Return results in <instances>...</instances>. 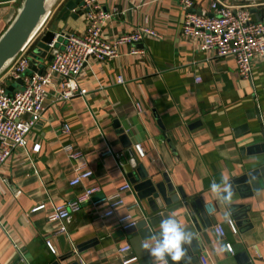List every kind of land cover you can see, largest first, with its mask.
<instances>
[{"label":"crops","instance_id":"0c3cea01","mask_svg":"<svg viewBox=\"0 0 264 264\" xmlns=\"http://www.w3.org/2000/svg\"><path fill=\"white\" fill-rule=\"evenodd\" d=\"M100 1L107 11L119 10L104 26L107 39L145 24L159 36H148L134 44L145 50L144 55L131 53L133 46L127 45L119 56L94 60L86 66L77 80L80 87L87 88L85 96L56 101V85L50 88L43 117L28 135L25 149L2 168L0 264H49L72 250L76 252L73 260L80 264H122L119 248L126 243L132 246L126 255L138 257L132 264H153L151 257L148 260L135 250L116 217L100 216L107 206L104 199L125 182L133 184L131 172L137 176L128 151H134L135 142L145 148L144 158L136 156L150 176L160 181L166 173L177 188L180 200L166 209L198 234L203 250L195 264H202V255L213 264H241L238 256L243 252L252 264H264V176L258 178L257 190L234 183L243 174L264 166V61L255 60L251 77L246 79L238 74L233 58L200 50L197 40L183 35L185 10L179 0ZM211 1L194 0L192 10L211 14ZM11 3L15 4H0V35L15 17ZM55 16L48 20L45 30L55 20L60 30L85 29L83 14L66 21ZM49 62L38 61V68L47 67ZM120 75L125 78L123 83L117 82ZM64 124L70 132L63 131ZM123 135L130 140V147L125 146ZM69 144L81 152L78 159L69 157L65 150ZM108 147L112 153L104 154ZM78 162H85L94 174L72 186ZM221 174L232 181L231 208H249V223L236 225L238 233H233L224 219L227 207L210 191L212 181L219 182ZM92 185H99L101 191L65 221L66 234L56 235L57 224L48 221V214L54 206L74 200ZM124 199L126 206L118 209L117 215L129 211L139 221L154 214L135 189L126 192ZM201 202L214 204V211L208 213L216 220L211 226L200 214ZM40 204L45 208L33 211ZM231 219L236 224L233 215ZM218 224L225 228V239L215 232ZM151 228L156 233L159 224ZM49 239L55 252L47 246ZM225 241L233 243L234 254L226 250Z\"/></svg>","mask_w":264,"mask_h":264},{"label":"built area","instance_id":"2783aa9c","mask_svg":"<svg viewBox=\"0 0 264 264\" xmlns=\"http://www.w3.org/2000/svg\"><path fill=\"white\" fill-rule=\"evenodd\" d=\"M18 1L21 0H0V4ZM64 1L51 10L47 22ZM179 1L185 10L183 35L197 40L200 50L204 52H215L219 57L233 58L237 64L238 74L242 78H250L254 61L257 59L264 61V17L257 19L252 12V9H257L263 14L264 0H234V3L228 0H212L211 14L193 11L194 0ZM81 9L84 10L85 29L78 32L65 27L58 31L50 44L51 49L57 46L58 52L41 73L31 68L30 52L33 42L43 34L47 22L34 41L22 49L11 65L0 74V182L3 166L18 151L25 149L28 135L42 119L51 87L56 85L53 94L56 101H66L77 95L85 96L88 90L80 87L77 80L82 76L86 66L94 60L106 61L119 56L121 48L127 45L133 46L130 48L131 53L144 55L145 50L134 47V44L142 42L148 36H159L154 28L145 24L131 33L107 39L104 35V26L108 19L119 12L118 8L107 11L100 0H82ZM124 81L122 75L118 76V83ZM10 86H13L12 90L9 89ZM63 131L70 132V127L64 124ZM133 148L139 158L145 157L146 151L141 142H135ZM65 150L72 159L81 156V152L72 144L66 145ZM111 153L110 147L104 151V154ZM74 171L75 176L70 181L72 186L89 180L94 174L93 169L87 167L85 162H78ZM100 191L99 185H92L85 188L74 200L54 206L48 214V221L57 224L54 233L66 234L68 229L65 221L81 210L85 200ZM128 191L133 192L134 186L125 182L104 199L107 206L100 214L103 218L116 217L123 230L138 222L129 211L119 215L116 213L118 209L126 206L124 194ZM18 193L20 191H17ZM44 208L45 204H40L33 208V211ZM205 209L212 213L215 209L213 202L206 204ZM230 227L233 233H238V227L232 219ZM215 232L221 239H225L226 231L222 224L216 225ZM47 246L55 252L52 240H47ZM225 248L234 254L232 242L225 241ZM131 251L132 246L129 243L119 248V253L123 256L122 264H132L138 260L135 254L126 255ZM201 261L202 264H213L210 258L203 255ZM169 264H172L170 260Z\"/></svg>","mask_w":264,"mask_h":264},{"label":"water","instance_id":"95a60500","mask_svg":"<svg viewBox=\"0 0 264 264\" xmlns=\"http://www.w3.org/2000/svg\"><path fill=\"white\" fill-rule=\"evenodd\" d=\"M56 2L57 0L53 3H51L50 0L23 1L14 19L11 21L7 29L0 35V74L11 65L22 49L34 41ZM81 6L82 0H65L60 5L58 12H56L55 18L63 21H66L68 17L78 18L84 13ZM252 12L257 19L264 17V13L260 14L257 9H252ZM57 32L58 31L55 29L48 28L33 42L32 50L30 52L32 58L30 65L34 71L41 73L44 68H38V61H51L54 55L58 52L57 46L53 49L50 48V44L56 38ZM19 82H21V80H19ZM9 89L12 90L13 86H10ZM256 115L260 118L258 111H256ZM121 133H124V131L122 130ZM123 137L127 139V141H125V146L130 147V140H128L126 135H123ZM128 151L130 152L131 166L137 172V176H133L134 172H131V182L134 185L138 197L141 200H147L151 211L154 214L139 220L134 226L125 229V232L129 235L135 250L138 252L141 251L139 252V255L150 260L151 258L149 254L145 250H142L141 241L149 238L153 234L151 227L159 224L162 218L169 215L171 210H167L166 207L178 202L180 200V195L175 192L177 188L171 183L166 173L163 174L162 180L156 181L150 176L144 163L140 161L134 151L131 148H129ZM262 175L264 176V166L243 174L236 178L234 183L243 185V188L247 187L245 185H248V187H251L253 190H257L259 188L257 180ZM180 192L182 198H185V194L181 189ZM184 204L188 206L190 202L186 201ZM199 206L201 209L200 214L205 219L207 226L216 223L214 218L208 216L205 204L201 202ZM240 207L241 208L239 209L237 208L238 210L235 207L231 208L237 226L249 223V208L243 206ZM141 229H144L145 231H141ZM202 250V247L198 245V241L195 240L191 246H188V255L191 257V263L195 264L197 261H200ZM75 253L76 252L73 250L68 251L61 256H58L49 264H80L78 260H73ZM238 258H240L241 264H252L247 252L239 254Z\"/></svg>","mask_w":264,"mask_h":264},{"label":"clouds","instance_id":"9594fccd","mask_svg":"<svg viewBox=\"0 0 264 264\" xmlns=\"http://www.w3.org/2000/svg\"><path fill=\"white\" fill-rule=\"evenodd\" d=\"M210 191L222 205L227 207L224 219L231 224V205L234 195L232 181L227 175L221 174L219 182L212 181ZM198 239V234L188 230L175 214H169L161 219L159 231L142 240L141 246L152 258L153 264H169V260L172 264H191L188 246Z\"/></svg>","mask_w":264,"mask_h":264},{"label":"rangeland","instance_id":"374dc122","mask_svg":"<svg viewBox=\"0 0 264 264\" xmlns=\"http://www.w3.org/2000/svg\"><path fill=\"white\" fill-rule=\"evenodd\" d=\"M58 3H59V0H57V2H56V4L54 5V7L53 8H55L57 5H58ZM8 5H10V4H8ZM11 7L10 8H12V10L14 9V15H16L17 14V12H18V9L21 7V5H22V0L21 1H18V2H16L15 4H12L11 3ZM56 20L54 21V23L55 24H53V25H51L49 28H52V29H55V30H60V28L58 27V24H56ZM48 23V22H47ZM47 25V24H46Z\"/></svg>","mask_w":264,"mask_h":264},{"label":"bare ground","instance_id":"6f19581e","mask_svg":"<svg viewBox=\"0 0 264 264\" xmlns=\"http://www.w3.org/2000/svg\"><path fill=\"white\" fill-rule=\"evenodd\" d=\"M55 0H50L51 3H53ZM48 19V18H47ZM47 22V20L45 21V23ZM45 23L43 24V26L45 25ZM42 26V27H43Z\"/></svg>","mask_w":264,"mask_h":264}]
</instances>
